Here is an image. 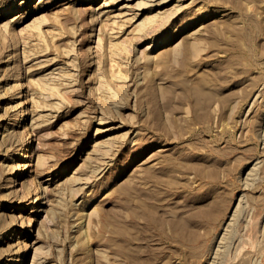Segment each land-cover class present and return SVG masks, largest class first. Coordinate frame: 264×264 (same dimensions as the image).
Returning <instances> with one entry per match:
<instances>
[{
  "label": "rangeland",
  "instance_id": "1",
  "mask_svg": "<svg viewBox=\"0 0 264 264\" xmlns=\"http://www.w3.org/2000/svg\"><path fill=\"white\" fill-rule=\"evenodd\" d=\"M0 264H264V0H0Z\"/></svg>",
  "mask_w": 264,
  "mask_h": 264
},
{
  "label": "bare ground",
  "instance_id": "2",
  "mask_svg": "<svg viewBox=\"0 0 264 264\" xmlns=\"http://www.w3.org/2000/svg\"><path fill=\"white\" fill-rule=\"evenodd\" d=\"M205 14V13H204ZM209 14V13H208ZM199 19V18H198ZM195 21H197L196 19H194V22ZM193 23V21L191 20V21H189V22H187V23H185V24H183V26H180V31L181 30H183V29H185L187 26H189V25H191ZM171 32L170 31H168V35H165V36H163L162 37V39H161V41H160V44H165L166 42H167V40H169L170 38H171V34H170ZM30 140H31V137H28L27 139H24L23 140V143L22 144H24V145H27L29 142H30ZM22 154V148L20 149V151H18V155H21ZM26 164L24 165V171H26V170H28V165H29V162L27 161V162H25ZM15 172L13 173V174H15V177L17 176V175H19V173H20V169L18 168V169H15L14 170ZM10 179H14V178H10ZM37 189H38V194H37V196H36V199H35V203H37L38 201H40V196H41V191H40V189H41V187H40V185L38 184V187H37ZM28 201H23V202H21V203H19V204H17V207L18 208H22V207H25V206H27V205H29L28 203H27ZM30 223H32V218H31V220H30ZM18 231V227L16 226V227H10V228H8V230H7V232H5L4 234H2V236L4 237H2L3 239H7L8 237H10V236H12V235H14L16 232ZM1 238V239H2Z\"/></svg>",
  "mask_w": 264,
  "mask_h": 264
}]
</instances>
